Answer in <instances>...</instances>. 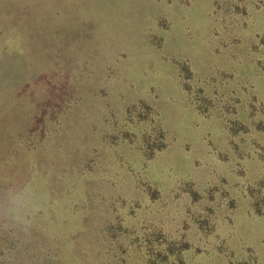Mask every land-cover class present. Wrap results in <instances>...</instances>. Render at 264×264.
I'll return each mask as SVG.
<instances>
[{"label": "rangeland", "instance_id": "1", "mask_svg": "<svg viewBox=\"0 0 264 264\" xmlns=\"http://www.w3.org/2000/svg\"><path fill=\"white\" fill-rule=\"evenodd\" d=\"M140 139L146 150L161 142V153L141 163ZM30 141L49 168L69 169L65 180L90 174L102 190L112 168H182L193 180L214 168L221 182L207 190L227 204L222 216L256 225L264 0H0V162L21 167L28 158L13 150ZM13 179L0 175V228L47 210L36 181L15 191ZM76 210L68 219L82 223Z\"/></svg>", "mask_w": 264, "mask_h": 264}, {"label": "trees", "instance_id": "2", "mask_svg": "<svg viewBox=\"0 0 264 264\" xmlns=\"http://www.w3.org/2000/svg\"><path fill=\"white\" fill-rule=\"evenodd\" d=\"M3 124L12 123L4 120ZM30 143L29 148L13 150L20 158H28L21 167L12 159H1L0 175L14 176L10 186L15 191L26 179L25 186L36 181L48 199L47 210L33 223L28 221L26 228L23 222L19 228H0V264H264V212L256 225L248 224L247 217V222H240L222 216L227 204L223 207L219 198L214 199V191L207 190L209 184L221 182L214 168L194 180L182 168H132L128 172V168H112L115 177L102 190L90 174L65 180L69 169L49 168L40 158L41 143ZM161 146L157 142L146 150L140 139L137 156L141 163L160 154ZM92 148L96 149L91 147V157L95 156ZM40 171V177L49 174L57 181L53 188H59V196L52 206L48 204L53 188L46 179L39 180ZM1 198L0 208L7 204ZM251 199H255L252 194ZM73 208L85 221L68 219Z\"/></svg>", "mask_w": 264, "mask_h": 264}, {"label": "clouds", "instance_id": "3", "mask_svg": "<svg viewBox=\"0 0 264 264\" xmlns=\"http://www.w3.org/2000/svg\"><path fill=\"white\" fill-rule=\"evenodd\" d=\"M24 224H27L28 223V221H22Z\"/></svg>", "mask_w": 264, "mask_h": 264}]
</instances>
